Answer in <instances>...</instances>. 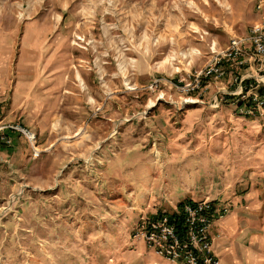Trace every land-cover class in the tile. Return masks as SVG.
Wrapping results in <instances>:
<instances>
[{"label":"rangeland","instance_id":"rangeland-1","mask_svg":"<svg viewBox=\"0 0 264 264\" xmlns=\"http://www.w3.org/2000/svg\"><path fill=\"white\" fill-rule=\"evenodd\" d=\"M259 3L0 0V43L37 48L55 102L13 124L39 155L23 135L1 165L0 264H132L137 226L206 198L245 210L264 254V58L186 87L264 21Z\"/></svg>","mask_w":264,"mask_h":264},{"label":"crops","instance_id":"crops-1","mask_svg":"<svg viewBox=\"0 0 264 264\" xmlns=\"http://www.w3.org/2000/svg\"><path fill=\"white\" fill-rule=\"evenodd\" d=\"M7 40L0 43V123L20 124L32 130L30 127H35L36 121L45 120L48 110L50 112L54 107L55 102L48 95L52 88L48 89L47 83L37 80L35 59L29 58L37 48L17 47L15 42ZM7 137L10 145L0 142V168L2 164L9 166L15 144L25 141L16 131H8ZM239 211L232 210L213 222L210 228L213 254L220 264H264V254L253 248L261 243V233L245 210ZM137 251L139 255L132 264H183L171 263L154 255L143 243Z\"/></svg>","mask_w":264,"mask_h":264},{"label":"built area","instance_id":"built-area-1","mask_svg":"<svg viewBox=\"0 0 264 264\" xmlns=\"http://www.w3.org/2000/svg\"><path fill=\"white\" fill-rule=\"evenodd\" d=\"M264 6L260 0L258 9ZM258 58H264V21L253 25L247 37L232 38L229 46L221 54L213 57L207 67L194 74L193 83L188 84V90L194 91L201 87L205 79H222L225 72L220 65L231 62L235 66H244ZM255 106H264V93L254 98ZM8 131H16L24 135L34 151V157L39 155L36 150V138L33 133L18 125L0 123V142L10 145ZM2 178L0 176V185ZM228 206L213 202L206 198L200 202H190L182 208V229L169 221L167 215L148 219L134 229L133 239L142 242L156 256L171 263L183 264H219L213 254L210 228L216 219H222L230 213Z\"/></svg>","mask_w":264,"mask_h":264},{"label":"trees","instance_id":"trees-1","mask_svg":"<svg viewBox=\"0 0 264 264\" xmlns=\"http://www.w3.org/2000/svg\"><path fill=\"white\" fill-rule=\"evenodd\" d=\"M262 91H263V90L260 91L261 94H262ZM190 202H191L190 200H184V201L180 202V203L177 205L176 212H174V213H172V214H168V215L165 214V215L168 216L169 221H170L172 224H174V225L178 228V230L182 229V226H183L182 208H183V206H184L185 204L190 203ZM227 205H228V204H227ZM228 207H229L230 209H232L233 206H229V205H228ZM160 216H161V215L158 214V215L155 216L154 218H158V217H160Z\"/></svg>","mask_w":264,"mask_h":264}]
</instances>
